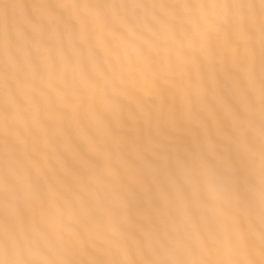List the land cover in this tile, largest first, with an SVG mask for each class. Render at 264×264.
I'll list each match as a JSON object with an SVG mask.
<instances>
[{"label": "snow or ice", "instance_id": "obj_1", "mask_svg": "<svg viewBox=\"0 0 264 264\" xmlns=\"http://www.w3.org/2000/svg\"><path fill=\"white\" fill-rule=\"evenodd\" d=\"M0 264H264V0H0Z\"/></svg>", "mask_w": 264, "mask_h": 264}]
</instances>
